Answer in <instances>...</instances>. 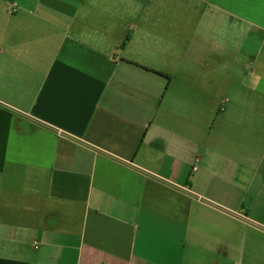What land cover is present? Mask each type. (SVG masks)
Masks as SVG:
<instances>
[{"label": "crops", "instance_id": "0c3cea01", "mask_svg": "<svg viewBox=\"0 0 264 264\" xmlns=\"http://www.w3.org/2000/svg\"><path fill=\"white\" fill-rule=\"evenodd\" d=\"M201 1L192 82L164 0H0V264H264V0Z\"/></svg>", "mask_w": 264, "mask_h": 264}, {"label": "rangeland", "instance_id": "374dc122", "mask_svg": "<svg viewBox=\"0 0 264 264\" xmlns=\"http://www.w3.org/2000/svg\"><path fill=\"white\" fill-rule=\"evenodd\" d=\"M174 1L175 6L173 8H167L169 0H164L163 8L165 9L164 16L166 17V22L164 24L163 33H179L181 37L179 44L181 50L180 57L181 59L186 57L192 59V82L204 81L207 69L204 66L207 64L209 66L211 64V57H207V55H204L200 61L198 60L201 58V56L197 55V49L201 43L197 38L199 34L210 35L213 30L217 28L220 32L218 33L217 30L216 32L220 35V38H222L221 41L218 40V45L220 47L222 46L223 49H227L230 53H232L233 50L248 47V43H251V40L246 42L245 38L248 37V33L249 35L252 33V28L246 30L248 33L243 36L239 35L242 32L237 30L235 24L219 21L217 25H210L209 22H212L210 19L214 17V15L210 13L207 5L201 0ZM172 17L178 19V21H175V24L170 23ZM214 26H216V28ZM227 60L229 64H233L235 55L227 56Z\"/></svg>", "mask_w": 264, "mask_h": 264}, {"label": "built area", "instance_id": "2783aa9c", "mask_svg": "<svg viewBox=\"0 0 264 264\" xmlns=\"http://www.w3.org/2000/svg\"><path fill=\"white\" fill-rule=\"evenodd\" d=\"M197 169V166H194V170Z\"/></svg>", "mask_w": 264, "mask_h": 264}]
</instances>
